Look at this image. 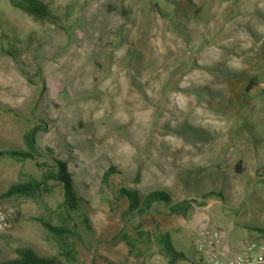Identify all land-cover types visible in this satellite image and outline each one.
<instances>
[{
    "label": "rangeland",
    "instance_id": "rangeland-1",
    "mask_svg": "<svg viewBox=\"0 0 264 264\" xmlns=\"http://www.w3.org/2000/svg\"><path fill=\"white\" fill-rule=\"evenodd\" d=\"M19 1L0 0V149L23 150L37 126L41 154L0 155V211L12 216L0 262L28 246L61 264H170L167 234L184 255L174 264H205L200 228L219 227L217 243L223 230L245 243L243 228L264 234V0H41L52 22ZM55 160L80 198L64 247L38 220L63 224L62 184L2 196ZM120 189L195 202L185 214L154 204L137 216ZM209 191L219 196L201 201Z\"/></svg>",
    "mask_w": 264,
    "mask_h": 264
},
{
    "label": "trees",
    "instance_id": "trees-1",
    "mask_svg": "<svg viewBox=\"0 0 264 264\" xmlns=\"http://www.w3.org/2000/svg\"><path fill=\"white\" fill-rule=\"evenodd\" d=\"M14 6L23 10L28 15L32 16L35 20L38 21H49L52 22L56 19V16L53 15L49 7L46 3L41 0H21L19 2H13ZM196 18H202L199 12L194 13ZM175 16L179 18V14L175 13ZM184 17V16H182ZM185 18V17H184ZM187 22V19L186 21ZM178 23L179 27H184V20L179 19L174 24ZM179 33L183 32V29L179 28ZM186 32V31H184ZM251 83H248L246 89H251ZM38 131V127H32L28 129L22 135V141L24 144V149L20 151L13 150H0V155H12V156H20L22 158H29L36 162V159L40 156L41 151L37 145L35 135ZM240 162L238 161L235 165V170L240 171ZM49 167L47 163H42L41 167ZM51 170L46 171L40 180L30 179L27 182H20L11 185L8 190L3 193L4 196H26L32 197L35 194L45 190L48 191L47 181L54 180L62 184L63 187V208L65 210L64 222L62 225L54 226L50 224L48 221L43 219H38L41 225L50 232L53 236H55L58 241L61 243L62 247H64V243L62 241L66 236H75L74 224H66V221L71 220L69 212L71 210H75L77 208V204L80 198L76 195L71 174L68 173L67 165L63 161L55 160L53 165L51 166ZM114 172V169L110 167V169L104 173V181L110 176V174ZM120 197H124L128 202V208L130 210H134L137 216H142L149 212L154 204H164L168 208V213L170 214H185V212L190 208V205L195 200H182L179 202L171 203V197L167 193L166 190H155L144 195H140L136 190H119ZM216 195L219 196V193H215L214 191H209L203 193L200 198L201 201L206 200L208 197ZM12 223V221H11ZM160 245L165 253V255L169 259L170 264H174L177 260H180L184 255L181 251L176 250L167 234L162 235L160 237ZM67 257L70 256L69 251L64 252ZM70 258V257H68ZM72 260V258H70ZM0 264H61L60 261L56 257H49L38 254L31 247L21 246L17 247L14 250V257L8 258L0 262Z\"/></svg>",
    "mask_w": 264,
    "mask_h": 264
},
{
    "label": "built area",
    "instance_id": "built-area-1",
    "mask_svg": "<svg viewBox=\"0 0 264 264\" xmlns=\"http://www.w3.org/2000/svg\"><path fill=\"white\" fill-rule=\"evenodd\" d=\"M11 214L0 211V231L11 226ZM221 238L219 227L200 228L194 241L195 249L205 257V264H264V246L254 240L238 244L233 253L216 248ZM139 264H146L143 260Z\"/></svg>",
    "mask_w": 264,
    "mask_h": 264
},
{
    "label": "crops",
    "instance_id": "crops-1",
    "mask_svg": "<svg viewBox=\"0 0 264 264\" xmlns=\"http://www.w3.org/2000/svg\"><path fill=\"white\" fill-rule=\"evenodd\" d=\"M4 48V34H0V58H2V49ZM1 60H0V90L4 89V78L2 77L3 75V69H2V65H1ZM0 102L2 103V100L0 99ZM1 114V111H0ZM0 124H1V117H0ZM1 126H0V134L4 133L1 131ZM2 150V149H0ZM244 231L243 235H248V237H250V240H254L257 244H259V246H264V234L255 232V231H251L248 230L247 228H243L242 229ZM240 235V234H239ZM238 234H229L227 233V231L223 230L222 231V238L221 241L223 243H218L216 245H214V247L216 248H221L223 250L228 251L229 253H233L236 250V246L240 243L243 242V240H241L240 238H238L239 236ZM204 264V263H203Z\"/></svg>",
    "mask_w": 264,
    "mask_h": 264
}]
</instances>
